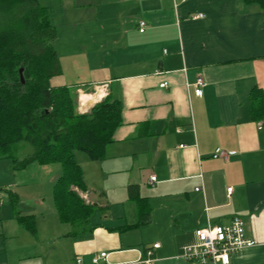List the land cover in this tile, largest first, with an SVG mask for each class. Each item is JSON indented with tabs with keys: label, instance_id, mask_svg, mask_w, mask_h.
I'll list each match as a JSON object with an SVG mask.
<instances>
[{
	"label": "crops",
	"instance_id": "1",
	"mask_svg": "<svg viewBox=\"0 0 264 264\" xmlns=\"http://www.w3.org/2000/svg\"><path fill=\"white\" fill-rule=\"evenodd\" d=\"M44 1L54 24L52 3L61 2L59 24L72 31L67 51L55 25L62 72L51 85L76 87L81 113L111 94L122 102V124L102 160H78L93 207L82 236L46 194L60 164L14 169L0 159V264H95L101 252L108 257L100 264H143L154 243L152 264H196L183 257L195 231L234 216L256 244L229 264H264V117L255 119L250 101L255 87L264 90L259 7L243 0ZM141 21L149 25L143 32ZM68 59L88 69H73L80 75L70 78ZM199 77L202 95L194 92ZM218 147L233 153L214 157ZM22 216L34 217L35 232Z\"/></svg>",
	"mask_w": 264,
	"mask_h": 264
},
{
	"label": "trees",
	"instance_id": "2",
	"mask_svg": "<svg viewBox=\"0 0 264 264\" xmlns=\"http://www.w3.org/2000/svg\"><path fill=\"white\" fill-rule=\"evenodd\" d=\"M243 1L258 6L264 15V0ZM56 38L51 11L41 0H0V159H9L14 169L33 162L60 164L54 185L58 215L82 236L89 230L93 207L74 189L86 190L76 151L92 160L105 157L122 124V102L108 94L81 113L76 87L52 86L51 78L62 72ZM250 101L253 116L262 119L264 90L255 87ZM25 144L32 152L20 158L16 153ZM130 194H137L133 186ZM21 221L35 232L33 216H22Z\"/></svg>",
	"mask_w": 264,
	"mask_h": 264
},
{
	"label": "built area",
	"instance_id": "3",
	"mask_svg": "<svg viewBox=\"0 0 264 264\" xmlns=\"http://www.w3.org/2000/svg\"><path fill=\"white\" fill-rule=\"evenodd\" d=\"M203 14H197L194 18L203 17ZM140 31H144L149 25L145 21L139 23ZM205 80L199 77L195 84V94L202 95V87L205 85ZM162 87L166 83L161 84ZM233 152H227L222 148H216L214 157H227ZM157 177L152 175L150 183L154 185ZM232 187L228 191H232ZM196 190H201V187H196ZM3 202V195L0 192V204ZM197 242L184 246L183 257L196 264H229L231 257L239 253L245 247H251L256 244V241L249 238L246 234L245 223L239 216H234L228 225H217L208 223L206 227L198 228L196 231ZM160 246L159 243H154L152 248L146 252V258L142 261L143 264H152L154 249ZM108 253L101 252L93 257L95 264H100L101 260H107ZM80 261V259H79Z\"/></svg>",
	"mask_w": 264,
	"mask_h": 264
},
{
	"label": "rangeland",
	"instance_id": "4",
	"mask_svg": "<svg viewBox=\"0 0 264 264\" xmlns=\"http://www.w3.org/2000/svg\"><path fill=\"white\" fill-rule=\"evenodd\" d=\"M45 3L42 2V4H51V2H46L44 1ZM51 6V5H50ZM52 11L55 15V25L58 26V29H59V36L61 37V42H62V45L66 46V50L67 51H71L73 48H72V42H71V35H72V31L71 29L69 28V26L67 25H64L63 27H61V25L59 24V20H63L65 19V16L64 17H61V2L59 1H54L52 3ZM70 59H68V61H64V69L66 72H68L70 78L75 76L77 78L78 75L80 74H76L73 71V69H75V71H78L77 69H88V65L84 67V65L82 66H78V65H72L71 63H69ZM74 78V77H73ZM76 93H77V100H78V107H79V102H80V96H81V93H79L78 89L76 90ZM78 111H79V108H78ZM80 112V111H79ZM25 145H28V144H25ZM23 146L21 147L20 151H17L16 155H18L20 158L30 154L32 152V146ZM83 157L85 158H89V156L85 153V152H81V151H76V158L77 160H79L81 163L83 162ZM83 169V168H82ZM75 191L84 199V201L86 202V199H87V194L85 193L86 190H82V189H79L77 187H74ZM46 194L48 195V198L51 199V201H53V198H54V190H53V193H51L50 189L47 190ZM51 194H53V198L51 196ZM3 195V194H2ZM3 197H6V195H4ZM5 200V199H4ZM55 202V201H54Z\"/></svg>",
	"mask_w": 264,
	"mask_h": 264
},
{
	"label": "bare ground",
	"instance_id": "5",
	"mask_svg": "<svg viewBox=\"0 0 264 264\" xmlns=\"http://www.w3.org/2000/svg\"><path fill=\"white\" fill-rule=\"evenodd\" d=\"M81 98H82V100L85 101V102L88 101V98H86V96H84V95H83ZM90 99L93 100V97L91 96ZM96 99H97V98H96ZM96 99H95V100H96Z\"/></svg>",
	"mask_w": 264,
	"mask_h": 264
},
{
	"label": "water",
	"instance_id": "6",
	"mask_svg": "<svg viewBox=\"0 0 264 264\" xmlns=\"http://www.w3.org/2000/svg\"><path fill=\"white\" fill-rule=\"evenodd\" d=\"M20 77H21L22 82L24 83V77H23V74H22V69L20 70Z\"/></svg>",
	"mask_w": 264,
	"mask_h": 264
}]
</instances>
